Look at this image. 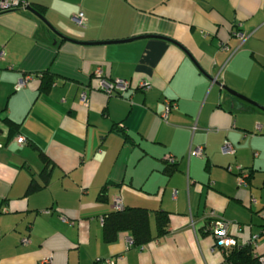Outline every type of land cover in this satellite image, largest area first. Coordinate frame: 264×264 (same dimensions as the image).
Instances as JSON below:
<instances>
[{
    "label": "crops",
    "instance_id": "obj_1",
    "mask_svg": "<svg viewBox=\"0 0 264 264\" xmlns=\"http://www.w3.org/2000/svg\"><path fill=\"white\" fill-rule=\"evenodd\" d=\"M27 1L68 38L26 9L0 10V264H223L244 244L260 254L264 110L222 85L264 106V0ZM98 65L129 87L102 91ZM115 195L149 210L153 235L165 211L168 232L141 247L128 232L105 242ZM216 220L237 245H215Z\"/></svg>",
    "mask_w": 264,
    "mask_h": 264
},
{
    "label": "trees",
    "instance_id": "obj_2",
    "mask_svg": "<svg viewBox=\"0 0 264 264\" xmlns=\"http://www.w3.org/2000/svg\"><path fill=\"white\" fill-rule=\"evenodd\" d=\"M28 4L30 3L28 2ZM34 8L43 15L44 12L43 6L35 5ZM39 21L41 22L40 19ZM54 79L55 77L51 73H49V71H44L41 74L40 89L42 91L48 90V88L51 87L52 83L54 82ZM4 122L7 125L8 135L9 136L14 135L18 127L17 123L7 117L4 118ZM173 165L174 164L169 165L170 170L174 169ZM103 191L104 188L102 189V192ZM154 218L157 229L155 235L152 234L150 229V212L148 209L143 207H128V206L127 207L123 206L121 209H112L111 211L106 213L102 219V223H103L102 238L105 242L111 243L116 240L119 233L128 232L131 236L132 246H136V247L144 246L152 239L162 237L168 232V226H169L168 214L165 211L159 210L154 213ZM91 264H115V263L114 262L110 263L103 259H98L92 262ZM223 264H260V262L258 258L254 255L251 246L248 244L247 245L244 244L239 249L234 248L229 254H226Z\"/></svg>",
    "mask_w": 264,
    "mask_h": 264
},
{
    "label": "built area",
    "instance_id": "obj_3",
    "mask_svg": "<svg viewBox=\"0 0 264 264\" xmlns=\"http://www.w3.org/2000/svg\"><path fill=\"white\" fill-rule=\"evenodd\" d=\"M28 5V2L26 0H0V10H15V9H25ZM71 19L73 22H75L77 25L83 27L86 24V17L83 12H78L75 15H72ZM238 35L241 37V39H244L245 34L240 32ZM3 55V51H0V58ZM95 75L98 79V87L108 93H121L124 90H126L130 83L126 79L121 78H115L111 79L105 76L104 68L101 65H98L95 69ZM220 75L221 70L218 71L217 74H215L212 77L213 82H219L220 81ZM30 78V76L26 75L24 78L20 79L18 83L16 84V88L19 89L20 87L24 86L26 81ZM142 89H148L150 87L149 83H141ZM84 99V97H83ZM175 108V105L173 102H169L166 100L165 102V111L162 114L163 117L166 116V114L172 109ZM16 140L18 143H23L25 141V137L22 135H17ZM222 153H233L234 149L232 145L225 141L224 144L221 146ZM190 154L201 156L203 154V146H197L190 150ZM174 158H170V161L173 162ZM238 180L240 184H245L246 180L245 177L242 175H238ZM123 207L122 199L119 195H115L113 198V208L114 209H121ZM213 235L215 238V245L219 247H227L232 245H237L236 240L234 237L229 235L228 232V226L227 222L223 220H216L213 225ZM129 244H132V240H129ZM242 245H239L238 247H241ZM256 257L258 258L260 264H264V246L263 251L260 254H256ZM110 263H113L112 261H107Z\"/></svg>",
    "mask_w": 264,
    "mask_h": 264
},
{
    "label": "water",
    "instance_id": "obj_4",
    "mask_svg": "<svg viewBox=\"0 0 264 264\" xmlns=\"http://www.w3.org/2000/svg\"><path fill=\"white\" fill-rule=\"evenodd\" d=\"M26 9L30 12H32L38 19H40L45 25H47V27L49 29H51L54 33H56L57 35H59L60 37H63V38H68V37H64V35H62L60 32H58L48 21L47 19L38 11L36 10L31 4H28L26 6ZM133 38H138V37H132V38H126V39H122V40H130V39H133ZM117 41H120V40H117ZM117 41H113V42H117ZM106 42H111V41H96V42H93V43H106ZM86 43V42H85ZM90 43V42H88ZM219 83V82H218ZM222 87L227 90L229 93L237 96V97H240L241 99H244L252 104H254L255 106L261 108L262 110H264V106L252 101L251 99L247 98L246 96L230 89L229 87H227L226 85H222Z\"/></svg>",
    "mask_w": 264,
    "mask_h": 264
},
{
    "label": "rangeland",
    "instance_id": "obj_5",
    "mask_svg": "<svg viewBox=\"0 0 264 264\" xmlns=\"http://www.w3.org/2000/svg\"><path fill=\"white\" fill-rule=\"evenodd\" d=\"M260 219H261L262 224L264 225V219H262V218H260ZM229 235L232 236L230 233H229Z\"/></svg>",
    "mask_w": 264,
    "mask_h": 264
}]
</instances>
